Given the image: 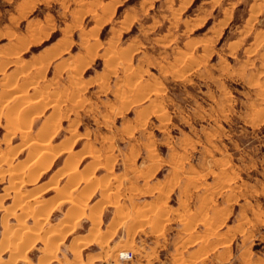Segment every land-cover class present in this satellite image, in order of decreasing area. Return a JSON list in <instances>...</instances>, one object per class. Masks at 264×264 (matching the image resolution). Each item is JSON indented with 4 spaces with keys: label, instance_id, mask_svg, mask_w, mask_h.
Instances as JSON below:
<instances>
[{
    "label": "rangeland",
    "instance_id": "obj_1",
    "mask_svg": "<svg viewBox=\"0 0 264 264\" xmlns=\"http://www.w3.org/2000/svg\"><path fill=\"white\" fill-rule=\"evenodd\" d=\"M20 60H29L22 65L27 68L18 67ZM1 77L0 89L15 86L3 91L8 95L20 90L30 98L33 89L32 96L43 92L46 101H57L55 109L76 100L80 111L61 109L46 152L59 150L51 143L62 134L53 137L61 119L60 131L85 134V143L72 146L79 156L89 154L81 165L90 157L97 163L96 191L83 196L85 203L72 198L83 206L76 204L77 214L71 209L59 219L61 213L49 212L54 203L45 210V202L22 208L16 191L36 196L42 189L27 190L40 179L29 184L19 177L29 178L27 164L41 159L29 142H43L44 132L25 128L26 138L21 136L9 128V118L24 121V115L15 114V106L5 113L0 108V263L29 244L25 255L39 264L46 253L41 238L72 216L48 264H79L82 254L99 246L105 248L99 263L108 264L120 251H131V262L154 237L161 240L154 245L161 248L162 264H264V0H0ZM15 94L14 105L22 106L26 99L18 102ZM7 100L1 97L0 104ZM128 107L124 124L115 117ZM99 196L88 236L95 239L107 226L108 239L118 229L114 239L97 238L91 246L87 237L68 234ZM105 201L117 210L103 209ZM129 207L139 211L140 227H125L124 220L137 217ZM3 220L17 232L7 242ZM147 222L158 233L141 227Z\"/></svg>",
    "mask_w": 264,
    "mask_h": 264
},
{
    "label": "crops",
    "instance_id": "obj_2",
    "mask_svg": "<svg viewBox=\"0 0 264 264\" xmlns=\"http://www.w3.org/2000/svg\"><path fill=\"white\" fill-rule=\"evenodd\" d=\"M10 65L12 66L14 64L11 63ZM15 69H16V66L14 65L12 72ZM31 71L32 70H30V72ZM35 71H37V70H35ZM9 73H11V72H9ZM1 82H2V77L0 79V83ZM7 86L8 85H5L0 89L1 95L3 94V91L7 89ZM17 92L19 93V91L16 90L14 93H10L9 95H7L5 93H4L5 95L3 94V98L9 99V100H7V102L0 104V108H1V111L3 113H5L9 108H12L14 106L15 100H14L13 96ZM20 93H23V92H20ZM42 93L37 95V97L32 96L34 94V90L31 89L29 91L30 98L28 96H26L25 103H23L22 106L16 107V110H14V112L18 113V114L26 115L25 116L26 122L23 125V127L20 126L21 123L19 122L18 123L19 126H17V128H25V126L27 127L26 124L28 123L29 126L26 129H31V130L35 129V131L44 132V137H42V141L45 144H47L46 140L49 139L52 131L55 130L54 121L56 119H58V117L61 116V114L64 115V113H62L61 109L63 111L64 110L67 111L70 114H72V113L77 114L80 110L77 109L78 106L77 107H73V106L70 107V104H72V103L75 104L76 100H69L67 102H63L60 104L59 108L57 107L58 109L57 108L55 109L52 106L57 101L56 102L54 101L51 103L49 101H46L47 99L45 100V95H42ZM74 99H75V97H74ZM35 100H38V101L35 102ZM25 109H27V110L24 111ZM105 110H106V108H105ZM129 110L130 109L128 107L126 110H123L122 112L118 113L115 118H117L119 120L123 119L122 122L124 124H126L127 121L125 120V117H126V113H128ZM27 120H28V122H27ZM57 123H58V128H57L58 132H55L53 137H55L57 134H60L61 132H62V134L59 136V139H57V141L51 143V146H54V147L56 146L57 149H59V150L55 153V156L52 158V163H51L49 169L45 173H41L38 176L37 181L39 179L41 181L38 182L37 185H35V183L30 182L31 184H33V186L31 185L30 188H28L27 190L31 191V190L38 189V187H42L41 191L36 195L37 196L36 200L39 202H45L44 204L47 203L46 207H49V204L54 203L52 205L50 211H49L50 215H52L53 213H61L60 217H59V219H60L61 217L64 216V214L66 212L70 211L71 209H73V210L70 212H72L73 214H77L76 212L79 211L78 208L74 206L76 203L79 204V201L76 200V202H73V200H72L73 197H77V199H81V201H82L83 196L85 198L86 194L87 195L90 193L93 194L96 191V190L91 191L93 189V186H95L94 183H92L93 186L90 185L88 187V185L85 184L84 179H82V176H87V175H90L92 173V171L94 170V166L97 163V160L95 158L90 157V159H88V162L81 165L82 160L85 157H87L89 154H84L82 156H79V155H77V153H75L78 150H75V151L72 150V146L80 140H82L84 143L87 141V140H85L86 137H85L84 132L77 131L78 135L73 137L69 131H66L67 128H63L64 131H60L61 129H60L59 125L61 123V119L58 120ZM131 124H133V122H131ZM9 126H10L9 128L17 129V128H15V126H12V124ZM164 126H165L164 123H162L160 125V127H164ZM126 129H129V125H126ZM108 132H109V130H108ZM30 134L32 137H34V134L32 132ZM45 136H46V138H45ZM32 139L36 140L39 138H32ZM70 140H72V141H70ZM67 143L69 144L68 146H67ZM29 147H30V145H26L24 147V149L28 150ZM57 159H61V163L58 166L53 168L54 163L56 162ZM150 159H151V163L154 162V159H152V158H150ZM70 164H72V165H70ZM75 165H76V170L78 173H75L76 175L75 174L71 175V174L67 173L68 168L74 167ZM31 166L36 167L37 165L32 164ZM101 167H102L101 164H97V169L101 168ZM81 173H82V175H81ZM77 174H79V175H77ZM92 174H94V173H92ZM79 176H81V178ZM73 180H75V181H73ZM55 181L57 182V184ZM98 192L100 195L101 191H98ZM112 192L113 191H109L106 194L108 195L109 193H112ZM99 200H101L100 196H99L98 200H96L90 204H89V202L87 203V206L84 209L87 219L86 220L82 219V217H80L79 219L78 218L75 219L76 225L74 227V230L68 235H71L74 233L73 237H81V236L87 237L89 239V245H91V246L93 245L94 242L99 241V239H101L102 241L114 239V237L117 235L118 227L115 228L114 234L111 237L109 236L108 239L107 238L105 239L106 232L108 231L107 226H105V228H101V231L98 233L99 235L95 239H94V237L88 236V234L90 233V230L93 226V223L90 219L91 209L95 206V204ZM80 205H81V203H80ZM108 207L109 208L111 207L113 209V211L117 210V204L115 202H109V201L103 202V209L108 208ZM134 208L135 207H133L131 209L134 210ZM129 209H130V207L128 208V210ZM0 211H2V209H0ZM133 218H134V220L132 218L124 220V222L126 221V223H125L126 228L128 227L129 224H133L132 226L140 227L139 225H136V222H139L141 217L137 216V217H133ZM26 219H28V218H26ZM85 222H87V224H88L87 230L83 233L77 232L78 228L83 227V223H85ZM153 225L150 222H147L141 227H143V229H146L149 234L153 233V232L156 234V233H158V230ZM101 234L102 235L104 234V236H103L104 239L100 238V237H102ZM128 237H129V235L127 233L126 238H124L123 241L126 240ZM188 237H189L188 233H186L183 238L188 239ZM97 238H99V239H97ZM152 241H154V243H157V242H160L161 240L159 238L156 239V237H154L152 239ZM118 242H121V241L120 240L116 241V243H118ZM154 243L151 246H150V244H147V248H145L144 253H139L140 255L135 254V259L131 262H128L126 260H121L117 257V258L113 259L111 262H109L108 264H162L163 261L161 260V258L159 256L161 248H155ZM89 245H86V246L82 247L81 249H86L87 246H89ZM112 247H114V245ZM103 250H105V248L104 247L102 248L101 246H99L98 250H96L94 252L88 251L87 253L82 254L81 261L79 264H81V263L82 264H92V263L93 264H101V262L99 263V260H103L105 257L104 254L103 255L101 254V253H103ZM129 252H131V251H129ZM133 256H134V254H133ZM74 257H78V255L74 256ZM53 264H62V263L60 261L59 262L55 261V262H53Z\"/></svg>",
    "mask_w": 264,
    "mask_h": 264
},
{
    "label": "bare ground",
    "instance_id": "obj_3",
    "mask_svg": "<svg viewBox=\"0 0 264 264\" xmlns=\"http://www.w3.org/2000/svg\"><path fill=\"white\" fill-rule=\"evenodd\" d=\"M21 61V62H20ZM19 62H20V65L18 66V67H20L21 66V69H23L22 68V65L23 64H26L25 66H27V62H29V60H20ZM16 65V64H15ZM31 65V64H30ZM24 66V65H23ZM28 67H29V65H28ZM25 68H27V67H25ZM24 68V69H25ZM16 69H17V67H16ZM19 70V69H18ZM17 70V71H18ZM21 71V70H20ZM21 74V73H20ZM27 82V81H26ZM17 87V86H16ZM15 88V86L14 85H9V87L7 86V89L5 90V92H10V91H12V89H14ZM5 92H3V94L5 93ZM21 91L19 90V93H16L15 94V97L16 98H18L17 99V101L19 102V101H21L23 98H25V97H23L22 96V94L20 93ZM3 94L1 95L0 94V98L1 97H3ZM8 95V94H7ZM16 101V102H17ZM36 101H38V100H35V102ZM21 103V102H20ZM29 103V102H28ZM34 103V102H33ZM17 104H19V103H17ZM16 104V105H17ZM16 105H14L15 106V108H16ZM57 104L56 103H54V105L52 106V107H54V106H56ZM108 105V104H107ZM3 106V105H2ZM13 106V107H14ZM18 106V105H17ZM72 106V105H71ZM75 106H78V105H76L75 104ZM79 107V106H78ZM77 107V108H78ZM106 108V107H105ZM11 110L13 109V108H10ZM9 109V110H10ZM109 109H111V108H109ZM18 110V109H17ZM27 110V109H26ZM72 110V109H71ZM107 110V109H106ZM112 110V109H111ZM9 112V111H8ZM14 112V111H13ZM12 112V113H13ZM104 112V111H103ZM112 112V111H111ZM11 113V114H12ZM33 113V112H32ZM41 113V112H40ZM109 113V112H108ZM10 114V113H9ZM16 114V113H15ZM104 114H105V112H104ZM114 114V113H113ZM112 114V115H113ZM102 115V114H101ZM7 116V115H6ZM17 116V115H16ZM19 116V115H18ZM17 116V117H18ZM22 116V115H21ZM26 115H24V118H26L25 117ZM7 119H8V117H7ZM6 119V120H7ZM10 119V123L12 124V126H15V128H17V126H19L18 125V123L20 122L21 124H20V126H22L23 127V125L25 124V119H24V121H18V120H16L15 118L14 119H12L11 117L9 118ZM27 122H28V120H27ZM28 124V123H27ZM29 125V124H28ZM8 127V126H7ZM25 128H28V127H26L25 126ZM25 128H17V129H19V130H21L20 131V135L21 136H24L25 138H26V129ZM42 134V132L40 133V135ZM41 137H44L43 136V134L41 135ZM45 138H46V136H45ZM42 139V138H41ZM25 140V139H24ZM30 140V139H29ZM38 140V139H37ZM37 140H32V141H30L29 143L30 144H32V148L34 149V153H38L39 152V154H40V157L39 158H41V159H38L39 161H38V164H35L34 162H33V160L32 161H28L29 162V164H27V168L29 169V173H30V175L28 176L27 175V177H29V178H27V179H21V177H19L21 174H20V172H18L19 173V175H18V177H19V179L20 180H22V182L24 183V182H30V181H35L37 178H38V176L41 174V173H45L48 169H49V167H50V165H51V163H52V158H53V156H55V155H53V154H55V153H53L52 152V156H51V154L50 153H48L47 154V152H46V150H47V147H46V145H45V143L44 142H41V141H37ZM26 142V141H25ZM25 144H27V143H25ZM39 147V148H38ZM30 148V147H29ZM12 149V148H11ZM17 151H18V149H16ZM15 153H16V151H14ZM13 152V153H14ZM50 152V151H49ZM56 152V151H55ZM8 153V152H7ZM36 153V154H37ZM12 154V153H11ZM35 154V155H36ZM38 154V155H39ZM12 155H15V154H12ZM6 157V156H5ZM33 157V156H32ZM36 156H34L33 158H35ZM37 159V158H36ZM29 160V159H28ZM31 160V159H30ZM27 162V163H28ZM36 163H37V161H36ZM32 164H35V165H37L36 167L35 166H31ZM70 165H72V164H70ZM74 167H76V165L74 166ZM74 167H72V169L71 168H69V170L67 171V173L69 172V173H71V174H75V173H78L77 171H76V169L74 168ZM15 168V167H14ZM64 169V168H63ZM74 170V171H73ZM9 171H10V169H9ZM12 171V170H11ZM7 172V171H6ZM27 174H28V172H27ZM76 175V174H75ZM77 175H79V174H77ZM81 175H82V173H81ZM11 177H15V174H14V176H11ZM26 177V176H25ZM62 177V176H61ZM80 178H81V176H79ZM84 177V176H83ZM82 177V178H83ZM29 179V180H28ZM85 181V184H87L88 185V187L90 186V185H92V183L95 181L94 180V178H93V176H92V173L89 175V176H86V177H84L83 178ZM14 180V179H13ZM52 180V179H51ZM17 181H18V179H17ZM57 181V180H56ZM55 181V182H56ZM72 181V180H71ZM73 181H75V180H73ZM54 182V181H53ZM77 182V181H76ZM11 183H12V181H11ZM13 184V183H12ZM17 184H18V182H17ZM20 184V183H19ZM68 184V183H67ZM95 184V183H94ZM16 185V184H15ZM76 185V184H75ZM93 186V185H92ZM15 187V186H14ZM17 187V186H16ZM15 187V188H16ZM75 187V186H74ZM13 188V187H12ZM11 188V189H12ZM8 190H9V188H8ZM17 190V189H16ZM15 190V191H16ZM37 190H39V189H37ZM36 190V191H37ZM87 190V189H86ZM89 190V189H88ZM7 191V190H6ZM14 191V190H13ZM14 191V192H15ZM7 193V192H6ZM37 194V193H36ZM27 195V194H26ZM22 196V192H15V197H16V199L18 198V202H20V205H21V203H23L24 202V204H22L23 206H21L22 208L23 207H25L26 209H29V210H31V207H30V205H34L36 202H38V203H40V205L42 206V204H41V202H39V201H37L36 199V197L37 196H33V195H31V196ZM66 196V195H65ZM43 200V199H42ZM83 201V200H82ZM73 202H75V201H73ZM12 203H14V202H12ZM34 203V204H33ZM37 203V204H38ZM79 203H80V201H79ZM83 203H85V202H83ZM18 203L16 202V205H17ZM47 204V203H46ZM46 204H44L43 203V205H46ZM58 204V203H57ZM56 204V205H57ZM75 204V203H74ZM77 204V203H76ZM75 204V205H76ZM82 204V203H81ZM15 205V206H16ZM12 206H14L13 204H12ZM11 206V207H12ZM14 206V207H15ZM39 206V205H38ZM77 206H80V205H76L75 207H77ZM82 206V205H81ZM6 207V206H5ZM8 207V206H7ZM45 207V206H44ZM74 207V208H75ZM136 208H138L137 206H135ZM18 208V207H17ZM20 208V207H19ZM24 208V209H25ZM41 208V207H40ZM80 208L81 207H79V211L78 212H80ZM136 208H134V209H136ZM0 209H5V208H3V205H1L0 204ZM16 209V208H15ZM26 209H25V211H26ZM43 209H47L48 210V207L46 208H43ZM42 209V210H43ZM131 209V208H130ZM9 210V209H8ZM7 210V211H8ZM13 210H14V208H13ZM12 210V211H13ZM39 211H40V209H38ZM41 210V211H42ZM69 210V209H68ZM82 210L83 209H81V212H82ZM24 211V210H23ZM23 212V213H27V212ZM32 211H33V209H32ZM76 211V210H75ZM98 211V210H97ZM132 211V210H131ZM5 212V211H4ZM10 212V211H9ZM139 211H137V209H136V215H137V213H138ZM8 213V212H7ZM12 213V212H11ZM29 213L31 214V211H29ZM131 213V212H130ZM130 213H128V215H130ZM134 213V212H133ZM9 214V213H8ZM21 214H22V212H21ZM48 214V213H47ZM81 214V213H80ZM79 213H78V215H80ZM134 214V215H135ZM35 215V214H34ZM99 215V214H98ZM98 215H96L95 214V216H94V218H96V220L99 218V216ZM126 215V214H125ZM142 215V214H141ZM15 216V215H14ZM25 216V215H24ZM32 216V215H31ZM71 216V215H70ZM3 217H6V215H5V213H4V216ZM15 217H17V216H15ZM26 217V216H25ZM72 217V216H71ZM71 217L69 218L70 220H71ZM140 217V216H139ZM146 217V216H145ZM18 218H20V217H18ZM93 218V219H94ZM144 218V217H143ZM68 219V220H69ZM119 219V218H118ZM117 219V220H118ZM142 219V218H141ZM145 219V218H144ZM35 220V219H34ZM67 220V218L65 219V220H62L61 222L59 221V224L57 225V226H54V227H51V229L50 230H48V237L47 236H44L43 238H41L42 239V242L45 244L44 245V250H45V252L46 253H44L45 255H41L42 256V258H39L40 259V261H39V264H48V261H50V260H54L53 258H54V255L52 256V259H51V257L50 258H47V255L48 256H51L55 251H56V248H57V246H58V244L64 239V237L66 236V232H65V230H66V228H68L67 226H69V224H70V221H68ZM96 220H94L95 222H96ZM116 220V219H115ZM10 221V220H9ZM20 221V220H19ZM22 221V220H21ZM20 221V222H21ZM72 221H74V220H72ZM144 221V220H143ZM1 222V221H0ZM39 222V221H38ZM142 222V221H141ZM73 223V222H72ZM17 224V223H16ZM19 224V223H18ZM35 224H36V222H35ZM22 225H25V224H23L22 223ZM21 226V225H20ZM73 226V225H72ZM95 226V225H94ZM1 227H2V232H4L3 233V237H4V240H5V242H7L8 241V236H9V234L11 235V234H13L14 236L16 235V234H14V232L15 233H17L15 230H16V227L13 229L12 227H11V225L6 221V220H3L2 221V223H1ZM14 227V226H13ZM18 228H19V226H17ZM35 227H36V225H35ZM39 227H41V226H39ZM66 227V228H65ZM70 227V226H69ZM74 227V226H73ZM72 227V228H73ZM95 227H97V226H95ZM17 228V230L18 231H21V230H19V229H22V228H26V227H20L19 229ZM38 228V227H37ZM30 229V228H29ZM29 229H27V230H29ZM46 229V228H45ZM69 229V228H68ZM67 229V230H68ZM36 230H38V229H36ZM26 231V230H25ZM30 231H31V229H30ZM68 231H70V230H68ZM28 232V231H27ZM35 232V231H34ZM46 232V231H45ZM45 232H42V234L43 233H45ZM26 233V232H25ZM24 233V234H25ZM38 233H39V231H38ZM68 233V232H67ZM41 234V233H40ZM39 234V235H40ZM41 234V235H42ZM13 235H12V237H13ZM26 235H27V233H26ZM102 235V234H101ZM28 236V235H27ZM36 236V235H35ZM43 236V235H42ZM18 237V236H17ZM23 237H24V235H23ZM29 237V236H28ZM32 237V236H31ZM97 237V236H96ZM33 238H35V237H32V239ZM10 239V238H9ZM18 239H20L19 241H21L22 240V237H18ZM12 240H14V238L12 239ZM25 240V239H24ZM26 240H27V238H26ZM33 240H35V239H33ZM14 241H17L16 239L14 240ZM13 241V242H14ZM18 241V242H19ZM23 241V240H22ZM28 241H30V240H28ZM32 241V240H31ZM24 242H26V241H24ZM33 242V241H32ZM31 243V242H30ZM81 243H83V242H81ZM32 244V243H31ZM84 244V243H83ZM14 245H15V243H14ZM77 245V244H76ZM82 245V244H81ZM85 245V244H84ZM83 245V246H84ZM6 247H7V244H6ZM30 247V245L28 244V245H26V246H18V247H15L16 248V250H17V252L16 253H13V255H11V257L9 258V259H11L9 262H2V263H0V264H13V263H15V255H16V257L18 256V257H21L24 261H25V264H33V262L30 260V259H28L27 257H26V255H25V251L28 249ZM8 249H9V247H8ZM72 249V248H71ZM0 251H2V248H1V250ZM13 251V250H12ZM121 252H124V251H120V252H118V253H121ZM79 254V253H78ZM61 259H63V258H61ZM94 259V258H93ZM65 260V259H64ZM91 260V259H90ZM81 261V260H80ZM82 264V263H81Z\"/></svg>",
    "mask_w": 264,
    "mask_h": 264
},
{
    "label": "built area",
    "instance_id": "obj_4",
    "mask_svg": "<svg viewBox=\"0 0 264 264\" xmlns=\"http://www.w3.org/2000/svg\"><path fill=\"white\" fill-rule=\"evenodd\" d=\"M132 257H133V254L129 251L118 253V258L121 260H130L132 259Z\"/></svg>",
    "mask_w": 264,
    "mask_h": 264
}]
</instances>
